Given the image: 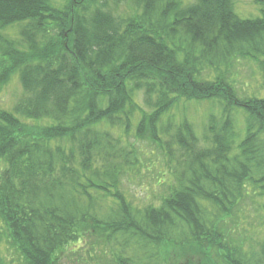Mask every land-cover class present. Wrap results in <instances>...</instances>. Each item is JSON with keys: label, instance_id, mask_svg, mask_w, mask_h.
<instances>
[{"label": "trees", "instance_id": "trees-1", "mask_svg": "<svg viewBox=\"0 0 264 264\" xmlns=\"http://www.w3.org/2000/svg\"><path fill=\"white\" fill-rule=\"evenodd\" d=\"M67 1L0 0V83L18 74L23 88L14 112L0 108V264L5 239L26 264H101L106 251L103 264H264L226 225L249 187L264 201V98L228 76L239 57L264 67V0L255 18L234 0H132L123 17ZM19 23L21 40L2 33ZM214 101L202 138L174 118ZM149 154L169 193L139 206L123 187Z\"/></svg>", "mask_w": 264, "mask_h": 264}, {"label": "rangeland", "instance_id": "rangeland-1", "mask_svg": "<svg viewBox=\"0 0 264 264\" xmlns=\"http://www.w3.org/2000/svg\"><path fill=\"white\" fill-rule=\"evenodd\" d=\"M67 3L68 1L65 0ZM80 0H76L78 2ZM95 5L104 6V8L112 10L114 15L124 16L134 13L135 6L132 0H95ZM64 6L65 2H60ZM236 12L244 18H255L262 15L263 6L257 0H234ZM24 23L9 25L2 33L12 38L13 40H21V32L24 28ZM262 60V58H260ZM231 68L228 70V76L231 83L235 86L240 97L251 96L264 98V67L257 61L246 57L233 59ZM216 72L208 66L203 69V77L213 78ZM23 95V88L18 74H14L7 82L0 83V108L14 112L18 102ZM143 98H140L142 102ZM217 101L204 102L202 104L184 103L173 111L174 118L177 122L182 121L184 114L195 125L198 135L202 138L204 128L208 123V115L211 112L219 115L220 108ZM236 130L239 133V138L242 139L245 135L244 115L235 114ZM134 140V137H132ZM135 142V141H134ZM136 145L143 146L146 151L153 150V145L148 141H136ZM156 153V151H155ZM4 163L0 159V169ZM142 174L134 179H125L124 191L127 197L133 203L139 206L150 204H159L163 196L169 193L167 186H158V172L165 170L164 164L157 160L156 154H149L143 160ZM251 197H247L243 202H240L234 209L232 217L227 218L229 227H234V240L237 241V249H242V253L250 263L256 262L264 256V211L263 199L258 197L259 191L249 187ZM256 192V193H255ZM253 196V197H252ZM2 254L6 264H26L23 257L16 248L7 243V240H2ZM107 249V247H103ZM179 255V254H178ZM215 258H218L213 251ZM105 257V258H104ZM78 257H65L63 264H76ZM86 258V257H85ZM109 258V253L106 251L100 254L101 264ZM98 258L88 261V264H98ZM223 264V262H222Z\"/></svg>", "mask_w": 264, "mask_h": 264}]
</instances>
